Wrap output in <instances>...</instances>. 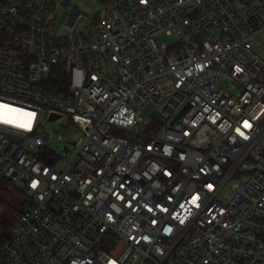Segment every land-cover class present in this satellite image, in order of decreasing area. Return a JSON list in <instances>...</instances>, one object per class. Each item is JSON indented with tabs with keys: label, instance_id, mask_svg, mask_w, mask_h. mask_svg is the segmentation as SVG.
<instances>
[{
	"label": "built area",
	"instance_id": "built-area-1",
	"mask_svg": "<svg viewBox=\"0 0 264 264\" xmlns=\"http://www.w3.org/2000/svg\"><path fill=\"white\" fill-rule=\"evenodd\" d=\"M69 1L0 0V264H264V0Z\"/></svg>",
	"mask_w": 264,
	"mask_h": 264
},
{
	"label": "rangeland",
	"instance_id": "rangeland-1",
	"mask_svg": "<svg viewBox=\"0 0 264 264\" xmlns=\"http://www.w3.org/2000/svg\"><path fill=\"white\" fill-rule=\"evenodd\" d=\"M74 5L78 6L85 12L89 19L92 20L101 9L100 0H70L69 6L61 11L57 20V25L61 26L66 21L69 9ZM163 42L171 45L174 43V38L163 36ZM255 47L264 56V32L261 33L255 40ZM229 84L221 83L220 88H226ZM152 111L149 109L146 116L150 119V127L144 131L151 135H159L161 133V123L158 119L152 116ZM66 124L65 127L63 125ZM64 124L55 122L44 129V133L49 139V145L55 149L57 153L65 157L70 151L72 145L76 143L81 137L82 132L71 122L67 121ZM57 171H63L66 164L63 160L53 165ZM0 218H2L8 225L15 226L19 223L20 213L29 207L30 199L17 187L11 186L6 191L0 193Z\"/></svg>",
	"mask_w": 264,
	"mask_h": 264
},
{
	"label": "trees",
	"instance_id": "trees-1",
	"mask_svg": "<svg viewBox=\"0 0 264 264\" xmlns=\"http://www.w3.org/2000/svg\"><path fill=\"white\" fill-rule=\"evenodd\" d=\"M55 91H61V89L56 88ZM42 159H44V158H42ZM11 186H13V185L9 180L0 177V193L3 191H6ZM1 202L2 201L0 198V204H1ZM0 220L4 226V231H0V244H5L9 240V237H10V235L8 233V227L10 225H8L2 218H0Z\"/></svg>",
	"mask_w": 264,
	"mask_h": 264
},
{
	"label": "snow or ice",
	"instance_id": "snow-or-ice-1",
	"mask_svg": "<svg viewBox=\"0 0 264 264\" xmlns=\"http://www.w3.org/2000/svg\"><path fill=\"white\" fill-rule=\"evenodd\" d=\"M249 125L247 124V122H245V127H248ZM33 187H35V184L33 185ZM193 203H195V200L193 201Z\"/></svg>",
	"mask_w": 264,
	"mask_h": 264
},
{
	"label": "water",
	"instance_id": "water-1",
	"mask_svg": "<svg viewBox=\"0 0 264 264\" xmlns=\"http://www.w3.org/2000/svg\"><path fill=\"white\" fill-rule=\"evenodd\" d=\"M56 118H57V116H53V118H52V119H54V120H55Z\"/></svg>",
	"mask_w": 264,
	"mask_h": 264
}]
</instances>
